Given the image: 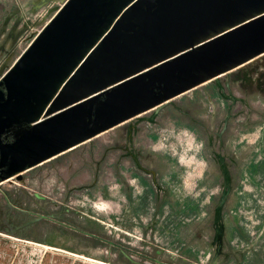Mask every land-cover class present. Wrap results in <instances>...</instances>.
I'll return each mask as SVG.
<instances>
[{
	"label": "flooded vegetation",
	"instance_id": "af4514ba",
	"mask_svg": "<svg viewBox=\"0 0 264 264\" xmlns=\"http://www.w3.org/2000/svg\"><path fill=\"white\" fill-rule=\"evenodd\" d=\"M32 112L25 103L19 119ZM141 117L34 165L40 141L6 131L0 230L74 249L104 245L118 264H264V66ZM9 125L2 130L20 134ZM111 205V216L99 213Z\"/></svg>",
	"mask_w": 264,
	"mask_h": 264
},
{
	"label": "water",
	"instance_id": "95a60500",
	"mask_svg": "<svg viewBox=\"0 0 264 264\" xmlns=\"http://www.w3.org/2000/svg\"><path fill=\"white\" fill-rule=\"evenodd\" d=\"M14 31L0 55V146L6 131L16 142L38 139L32 165L264 66V0H34ZM25 103L33 112L22 121ZM5 122L20 134L3 131ZM81 250L107 259L105 249Z\"/></svg>",
	"mask_w": 264,
	"mask_h": 264
},
{
	"label": "rangeland",
	"instance_id": "374dc122",
	"mask_svg": "<svg viewBox=\"0 0 264 264\" xmlns=\"http://www.w3.org/2000/svg\"><path fill=\"white\" fill-rule=\"evenodd\" d=\"M112 134V132L110 133ZM109 134V135H110ZM108 137V135H107ZM102 138V137H101ZM107 204V203H106ZM101 214L111 216L116 212L111 205ZM109 219H111L109 217ZM112 223V222H111ZM124 229V228H123ZM126 229V228H125ZM106 246L101 245L102 249ZM262 255L263 252L259 250ZM0 264H118L86 257L84 251L75 250L64 244H53L51 241H37L31 238H22L0 230Z\"/></svg>",
	"mask_w": 264,
	"mask_h": 264
},
{
	"label": "crops",
	"instance_id": "0c3cea01",
	"mask_svg": "<svg viewBox=\"0 0 264 264\" xmlns=\"http://www.w3.org/2000/svg\"><path fill=\"white\" fill-rule=\"evenodd\" d=\"M34 0H0V55L11 47L15 40L16 31L12 33L13 25L17 21L20 14H24L25 10L31 7ZM23 37L22 40L23 41ZM30 42V41H29ZM24 41L20 44V54L25 46L30 43Z\"/></svg>",
	"mask_w": 264,
	"mask_h": 264
},
{
	"label": "bare ground",
	"instance_id": "6f19581e",
	"mask_svg": "<svg viewBox=\"0 0 264 264\" xmlns=\"http://www.w3.org/2000/svg\"><path fill=\"white\" fill-rule=\"evenodd\" d=\"M94 260V259H93ZM96 260V259H95Z\"/></svg>",
	"mask_w": 264,
	"mask_h": 264
}]
</instances>
